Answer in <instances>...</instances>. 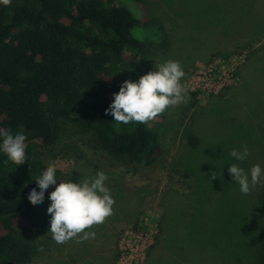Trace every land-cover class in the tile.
Listing matches in <instances>:
<instances>
[{
	"label": "rangeland",
	"instance_id": "1",
	"mask_svg": "<svg viewBox=\"0 0 264 264\" xmlns=\"http://www.w3.org/2000/svg\"><path fill=\"white\" fill-rule=\"evenodd\" d=\"M149 1L172 36L170 58H150L141 68L121 69L117 77L137 81L157 70L156 63L179 61L188 101L164 113L163 151L152 165L111 156L72 121L53 145L38 149L45 162L57 164L59 178L79 182L104 171L116 204L114 215L91 229L94 239L58 244L50 231L39 237L46 245L30 264H146L162 238L161 226L165 236L187 238L196 247L208 243L206 252L224 251L229 258L224 264L260 261L263 183L242 194L228 169L232 163L248 172L256 164L264 168V0ZM191 133L199 135L196 147L188 144ZM245 146V161L230 156ZM166 241L161 239L162 248L171 253ZM202 247L198 253H206ZM188 259L212 262L208 254Z\"/></svg>",
	"mask_w": 264,
	"mask_h": 264
},
{
	"label": "trees",
	"instance_id": "2",
	"mask_svg": "<svg viewBox=\"0 0 264 264\" xmlns=\"http://www.w3.org/2000/svg\"><path fill=\"white\" fill-rule=\"evenodd\" d=\"M155 10L149 0L0 4V129L23 132L28 146L22 165L0 151V264H30L46 245L38 238L50 231L47 209L55 185L46 190L42 203L34 205L28 197L34 188L40 190L36 179L48 166L38 149L53 145L67 121L91 132L113 157L145 166L160 158L164 113L146 124L119 125L106 113L125 81L118 72L141 68L143 61L166 56L171 47L170 31ZM198 139L191 133L189 146L196 147ZM259 194L264 214V183ZM160 232L146 264H189L188 257L200 261L205 254L211 264L228 262L222 250L206 252L208 243L196 247L187 238L165 236L162 226ZM161 239L167 240L171 253L162 248ZM182 240L189 242L182 247ZM198 247L206 253H198ZM258 264H264V237Z\"/></svg>",
	"mask_w": 264,
	"mask_h": 264
},
{
	"label": "clouds",
	"instance_id": "3",
	"mask_svg": "<svg viewBox=\"0 0 264 264\" xmlns=\"http://www.w3.org/2000/svg\"><path fill=\"white\" fill-rule=\"evenodd\" d=\"M12 0H0V4L10 6ZM155 71L142 75L138 81L125 80L114 100L106 109L114 117L117 125L132 122L146 124L167 110L185 104L188 101V87L182 83L185 71L179 61L167 60L156 63ZM0 151L16 165L27 161L26 135L13 132L12 129H0ZM230 156L243 162L249 156L247 146L243 150L232 149ZM58 166L49 163L36 181L39 191L35 188L29 194L32 204L42 203L49 186L55 185L50 194L51 204L47 211L51 214V238L58 244H64L79 237L78 243L95 238L92 231L95 226L103 224L114 215L115 198L106 186L107 174L100 170L94 177L73 182L71 179L57 177ZM232 180L236 182L242 194H249L252 188L264 183V168L256 164L250 172L236 163L228 169ZM218 173L212 172L215 180ZM223 180V173H219ZM59 181V183H58ZM43 249H41L42 251Z\"/></svg>",
	"mask_w": 264,
	"mask_h": 264
}]
</instances>
